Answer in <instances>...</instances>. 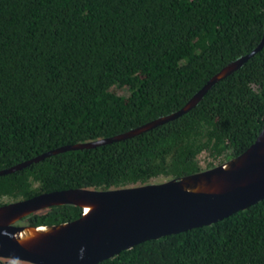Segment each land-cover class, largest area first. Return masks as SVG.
I'll return each mask as SVG.
<instances>
[{
	"label": "trees",
	"instance_id": "trees-1",
	"mask_svg": "<svg viewBox=\"0 0 264 264\" xmlns=\"http://www.w3.org/2000/svg\"><path fill=\"white\" fill-rule=\"evenodd\" d=\"M263 38L264 0H0V171L181 110ZM263 127L264 48L172 122L0 177V207L56 191L197 174L243 154ZM82 214L56 206L18 226L59 225ZM100 264H264V201Z\"/></svg>",
	"mask_w": 264,
	"mask_h": 264
},
{
	"label": "water",
	"instance_id": "water-1",
	"mask_svg": "<svg viewBox=\"0 0 264 264\" xmlns=\"http://www.w3.org/2000/svg\"><path fill=\"white\" fill-rule=\"evenodd\" d=\"M264 48L230 63L181 110L95 142L64 146L0 171L20 172L69 151L95 149L149 132L189 113L219 82L241 69ZM264 201V127L238 157L213 169L159 184L107 191L70 189L0 207V259L25 264H100L151 240L211 226ZM76 206L81 218L52 226H18L27 217L56 206Z\"/></svg>",
	"mask_w": 264,
	"mask_h": 264
},
{
	"label": "rangeland",
	"instance_id": "rangeland-1",
	"mask_svg": "<svg viewBox=\"0 0 264 264\" xmlns=\"http://www.w3.org/2000/svg\"><path fill=\"white\" fill-rule=\"evenodd\" d=\"M119 93H120V94H125V92H124V91H119Z\"/></svg>",
	"mask_w": 264,
	"mask_h": 264
}]
</instances>
